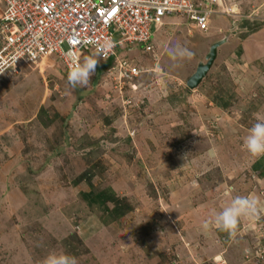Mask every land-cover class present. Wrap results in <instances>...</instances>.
Masks as SVG:
<instances>
[{"label":"rangeland","instance_id":"obj_1","mask_svg":"<svg viewBox=\"0 0 264 264\" xmlns=\"http://www.w3.org/2000/svg\"><path fill=\"white\" fill-rule=\"evenodd\" d=\"M218 2L207 31L166 16L151 52L120 49L140 69L132 77L115 62L70 89L56 58L0 75V264H42L51 252L78 264H155L159 252L168 263L264 264V156L244 145L264 120V0ZM223 37L206 77L188 89ZM177 43L194 53L179 67L167 55ZM105 188L124 205L116 220L112 204L99 214L81 197ZM236 195L259 201L238 242L204 230Z\"/></svg>","mask_w":264,"mask_h":264},{"label":"built area","instance_id":"obj_2","mask_svg":"<svg viewBox=\"0 0 264 264\" xmlns=\"http://www.w3.org/2000/svg\"><path fill=\"white\" fill-rule=\"evenodd\" d=\"M218 1L0 0V67L15 71L19 63L38 67L56 58L68 74L75 63L110 39L115 46L106 53V60L113 59L108 70L115 69L117 62L120 77H132L140 69L130 65L120 49L129 52L132 46L143 45L142 52H151L150 42L166 16H182L193 28L207 31L210 16L218 14ZM224 12L236 13V9Z\"/></svg>","mask_w":264,"mask_h":264},{"label":"clouds","instance_id":"obj_3","mask_svg":"<svg viewBox=\"0 0 264 264\" xmlns=\"http://www.w3.org/2000/svg\"><path fill=\"white\" fill-rule=\"evenodd\" d=\"M144 0H133V3L140 4ZM115 46V42L105 39L97 45L98 50L91 55L83 58L82 61L75 63L67 76V86L70 89L77 87H87L96 74V68L101 59L106 60V53ZM126 55V53H125ZM167 55L173 64L177 67L181 66L185 60H191L194 53L186 46L179 43L169 46ZM110 59V58H109ZM113 62V59H112ZM110 68V67H109ZM5 69L0 67V73ZM247 151L253 156H264V120H257L249 129V134L244 140ZM259 212V201L255 197L236 195L232 198L230 204L225 206L221 211H213L210 217L206 219L202 227L204 230L215 228L226 232L229 239L238 242L239 224L243 218H256ZM42 264H78L77 259L67 253L51 252Z\"/></svg>","mask_w":264,"mask_h":264},{"label":"water","instance_id":"obj_4","mask_svg":"<svg viewBox=\"0 0 264 264\" xmlns=\"http://www.w3.org/2000/svg\"><path fill=\"white\" fill-rule=\"evenodd\" d=\"M227 41V37H223L211 43L204 56L205 61H199L193 73L186 79L185 83L188 89H195L202 82L217 58L218 48Z\"/></svg>","mask_w":264,"mask_h":264},{"label":"trees","instance_id":"obj_5","mask_svg":"<svg viewBox=\"0 0 264 264\" xmlns=\"http://www.w3.org/2000/svg\"><path fill=\"white\" fill-rule=\"evenodd\" d=\"M252 29V28H251ZM250 30V29H249ZM88 54V52L86 53ZM90 54H88L89 56ZM112 65V58L110 59H107L103 62H99L97 68H96V71L97 72H102L103 70H108L109 67ZM258 168H260L259 165H256ZM261 169V168H260ZM259 173L261 175L264 174V171H260L259 170ZM87 180L89 181L90 180V177L87 178ZM90 184V183H89ZM95 190V189H93ZM100 191H104L101 193V195L103 194H106V193H109L110 192V189H107L105 188L104 190L102 189H99ZM112 192V191H111ZM113 193V192H112ZM111 194V193H110ZM94 204L98 205L99 207V214H101V212H105V210L108 208V204H112V209H110V215L112 218H115L118 219L120 218L123 213H124V205L122 204L121 201H119V199H117L116 195L113 194V196L111 195L110 198H104L103 196H100L99 198L95 199V202ZM101 216V215H100ZM226 233V232H225ZM227 234V233H226ZM228 235V234H227Z\"/></svg>","mask_w":264,"mask_h":264},{"label":"crops","instance_id":"obj_6","mask_svg":"<svg viewBox=\"0 0 264 264\" xmlns=\"http://www.w3.org/2000/svg\"><path fill=\"white\" fill-rule=\"evenodd\" d=\"M251 21H247V20H245L244 22H243V25L246 27H248V30L249 29H251L250 28V26L252 25L251 23H250ZM102 190H104V189H102ZM102 192H104V191H100V190H86V191H83L82 192V195H81V197L88 203V205H90L89 207H90V209L92 210V211H99L100 209H99V207H98V205H96V204H94V202H95V199H97V198H99L100 196H103L104 198H110V196L112 195L113 196V193L111 192V190H110V192L109 193H106V194H103V195H101V193ZM111 193V194H110ZM100 216V215H99ZM98 216V217H99ZM102 216V215H101ZM183 246V245H182ZM152 248V247H151ZM150 247H148V245L145 243H143V252H144V254H145V256L147 257V258H150V259H156V253L155 252H153V250L151 249ZM185 248L186 247H184L183 246V250H185ZM187 250H189V249H187ZM177 254V253H176ZM178 255V254H177ZM165 255H163V254H161L160 252H159V256H158V262H156L155 264H181V262H182V260H177V259H173L172 260V262H165V261H159V259H162V258H165L164 257ZM178 258H180L179 256H177Z\"/></svg>","mask_w":264,"mask_h":264}]
</instances>
